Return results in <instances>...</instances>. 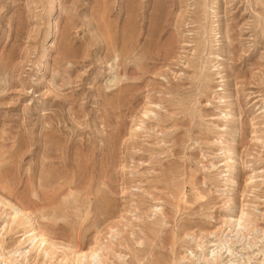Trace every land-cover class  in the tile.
<instances>
[{
    "label": "rangeland",
    "instance_id": "1",
    "mask_svg": "<svg viewBox=\"0 0 264 264\" xmlns=\"http://www.w3.org/2000/svg\"><path fill=\"white\" fill-rule=\"evenodd\" d=\"M13 208L54 260L106 264H193L243 211L229 263L259 264L264 0H0V224Z\"/></svg>",
    "mask_w": 264,
    "mask_h": 264
},
{
    "label": "bare ground",
    "instance_id": "2",
    "mask_svg": "<svg viewBox=\"0 0 264 264\" xmlns=\"http://www.w3.org/2000/svg\"><path fill=\"white\" fill-rule=\"evenodd\" d=\"M238 137L239 134L237 131H234L232 139L224 146L225 148L221 149L222 153L225 152V167H229L230 164L237 162L236 158H238V150L236 148L238 146ZM234 175L235 173H232L231 179L227 181L233 184L235 182V178L233 177ZM251 179L248 178V183H251ZM12 210L14 215H21L22 220H13L0 224V231L7 234L13 233L14 235L15 227H23L21 234L16 236V240L11 245V248L8 247L9 249L5 250V247L0 244V264H49L52 260L54 261V264H106V262L103 261L104 258L101 256L103 249L102 246L98 248L99 250L90 248L88 251L68 248L70 250V254H72L70 258H59L57 261L54 260V247L50 244L47 237L44 236L36 225H33V221L31 222L24 212L22 213V211L18 208H13ZM246 218L247 215L243 213V211H241L239 215L228 216L225 221L228 233L223 235V239H221L219 245L208 242L206 247L207 253L202 254L201 257H196V255L191 251L187 252L189 257L195 260V263L193 264H234L229 263L233 253L228 246L229 239H226V237H228L229 233H234L236 235L242 233L245 226L249 224ZM1 220H3V218ZM197 248L201 251L199 245H197ZM222 254H224V256H222ZM257 254L259 256H264V249L260 250V253L257 252ZM241 258L242 257H239L237 259L241 264H244L246 260ZM247 260H249V258H247ZM263 262L264 258L260 262L258 261L259 264H263Z\"/></svg>",
    "mask_w": 264,
    "mask_h": 264
}]
</instances>
